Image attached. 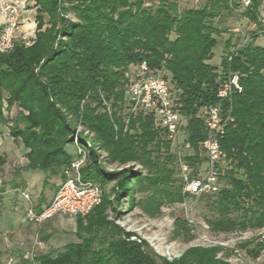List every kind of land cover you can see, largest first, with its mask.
<instances>
[{
	"label": "trees",
	"instance_id": "1",
	"mask_svg": "<svg viewBox=\"0 0 264 264\" xmlns=\"http://www.w3.org/2000/svg\"><path fill=\"white\" fill-rule=\"evenodd\" d=\"M31 1L35 42L25 46L16 39L10 50L0 52V124L27 150L26 168L54 173L69 164L75 154L65 147L80 116L111 160L137 161L152 169L156 167L152 151L164 148L166 160L173 161L177 156L169 153L170 139L155 122V115L128 110L127 69L142 61L150 69L164 72L172 86L185 123L180 131L191 145L187 150L193 151L184 160L196 166L203 160L199 142L206 136L202 108L219 102L217 87L231 70L238 74L242 89L230 101L220 102L222 112L230 109L233 117L220 139L228 168L219 175L225 185L207 194L213 196L208 199L212 216L205 220L214 232L264 227V45L255 42L257 33L252 32L247 43L234 50L238 41L228 37L219 64L209 61L218 44L214 35L221 31L214 20L231 14L239 0H206L202 6L182 9L177 0ZM260 2L250 0L240 15L257 22ZM107 102L116 108L119 103L125 105L127 130L133 133L123 131L120 116L95 113ZM13 106L18 111L10 117ZM150 143L154 149H148ZM4 162L0 155V165ZM156 171L162 172L166 186L171 181L163 195L166 204L181 202L187 195L180 180L175 185L173 169L157 167ZM82 173L101 188L106 180L117 179L115 173L99 175L97 168L88 164ZM138 178L131 170L125 175L132 187ZM118 184L123 188V182ZM102 192L100 204L85 216H76L89 218L85 227L89 237L65 245L54 256L40 255L35 264H230L225 257H218V245L192 246L177 258L157 260L144 240L131 239V233L104 219L106 198ZM105 229L111 238L103 242L102 237L95 244L98 233ZM252 242L242 243L241 248L257 257L264 243Z\"/></svg>",
	"mask_w": 264,
	"mask_h": 264
},
{
	"label": "rangeland",
	"instance_id": "2",
	"mask_svg": "<svg viewBox=\"0 0 264 264\" xmlns=\"http://www.w3.org/2000/svg\"><path fill=\"white\" fill-rule=\"evenodd\" d=\"M177 1L181 9L185 7H199L206 2V0ZM243 8L242 0H239V6L231 14L215 18L214 23L221 31L220 34L214 35L217 38L218 44L212 50L213 54L209 60L210 63L219 64L222 57L221 54L225 50V41L228 37H232L231 41L236 42L238 38L240 39L244 35L250 36L252 32L256 33L253 31L254 27L251 25L252 22L240 15ZM258 16L264 18V0H261L259 4L257 17ZM255 42L259 45H264V36L257 33ZM136 69V64H131L128 67L127 73L129 74V78H131L130 75H132ZM128 85L129 82L127 84V89ZM171 89H173L172 86ZM83 102L84 100L82 103ZM103 105L104 108L96 109L95 113L107 112L112 118L113 116H120L124 124L123 131H127L128 133L134 132L133 130H127L129 119L126 115L128 110L125 105L119 103L117 108L111 106L108 102L103 103ZM17 111V107L16 109L12 108L11 114L17 113ZM134 116L135 114L132 117ZM155 122H157L156 118ZM114 124L116 125V123ZM156 125L158 126V124ZM76 134L79 135L81 143L85 144V142L88 141L90 143L88 150L94 152L92 156H90L89 153L85 155L84 163L86 165H91L93 168H97L99 175H108L110 173H115V175H117V179L114 177V179H109L102 183V189L106 198V203L103 208V215L106 221L115 223L120 230L131 233V239L144 240L147 243L148 251L154 254L157 260H160V257H164L168 260L177 258L187 248L192 246H207L202 240L197 239L196 235L193 234L190 227L183 219V208L181 205H179L178 202L166 204L163 198L164 192L166 193L165 190L171 184V181L168 182L169 184L166 186L162 182V172H157L156 169L157 167L173 169L172 176L177 179L174 183L175 185L178 184L180 177L175 142L170 140L168 150L169 153H175L177 156L173 158V161L166 160L167 152H165L164 148L157 152L154 147L151 146L152 143H150L148 149H154L150 156L151 161L156 163V167L151 169L148 166L141 165L137 161L120 163L116 160H111L104 147L97 141L95 133L84 124L81 116L75 120V123L72 125V130L69 135L71 142L65 147L66 151L71 154H75L77 150L76 145L73 143ZM180 136L183 138L181 131ZM166 139L169 138L166 137ZM16 145L19 146L20 143H16ZM192 152V150L181 149L183 158L192 154ZM200 156L203 157V160L196 166L191 165L193 172L204 170L205 158L201 150ZM13 159L14 158H12V160L5 159V163L0 165V196H2V193L6 191V189L9 190L16 185V170L18 169L16 165H18V163L16 162L17 160L13 162ZM61 170H57L54 173L43 171L45 174L43 185L47 187V191H42V195H46L48 190L56 186L59 174L61 175ZM130 170L136 172V174L140 176V178H138L139 181L136 182L133 187L127 179H125L126 173ZM223 170L224 169L220 172L221 175L223 174ZM119 181L123 182V188L118 184ZM224 183L225 180L221 177L219 179V189L225 185ZM13 195V199H15V192H13ZM212 197L211 195H206L202 197L201 200L198 199L195 201L192 212L204 236L206 235L210 238L225 241V246L218 245L220 247L217 254L218 257H225L230 264H264V250L261 251L257 257H252L247 255L244 249L241 248L242 243L246 244L251 240L253 241L252 243L259 241L258 238L260 235L264 234V227L226 233L212 231L205 220L212 216V211L208 206V199H212ZM20 198L22 202H25L22 197ZM27 203L30 205L29 202ZM164 206H167L168 209H165ZM26 211L27 208L25 213ZM34 211L38 212L40 209H35ZM21 215V211L16 208V203H12L11 206L7 207L0 198V230L8 226L14 227ZM88 219V217L77 218L76 216L69 215H55L43 222L40 227L31 223L32 227L29 226L28 235H34V231H38L41 244L43 245L37 246V248L33 250L34 259L43 254L54 256L62 251L65 245L81 242L87 236L89 237L85 230ZM23 223H27L26 218H24ZM102 237H105V241L103 242H108L111 238L107 229L98 233V239L95 240V244H97L98 240ZM15 246V232H7L3 236H0V264H28L26 255L25 259H22L24 249H17L16 251ZM232 246L241 251L243 257L236 256ZM29 251L30 250H28V252ZM226 253H228V255H226Z\"/></svg>",
	"mask_w": 264,
	"mask_h": 264
},
{
	"label": "built area",
	"instance_id": "3",
	"mask_svg": "<svg viewBox=\"0 0 264 264\" xmlns=\"http://www.w3.org/2000/svg\"><path fill=\"white\" fill-rule=\"evenodd\" d=\"M243 6H248L250 0H242ZM27 11V15L23 12ZM0 52H7L13 47L14 41L19 40L25 46H31L36 39L35 29H23L22 25L35 21V7L30 0H0ZM253 31L264 34V18L258 16L257 22H252ZM249 36L241 37L236 43L235 49L244 46ZM233 53L228 55L231 59ZM129 85L126 94L128 110L130 113L142 111L153 113L158 124L165 129L167 137L175 142L176 154L178 155V170L182 185V191L187 195L178 204L183 208V219L190 227L197 239L202 240L207 246H225V241L210 238L201 233L200 226L193 215L192 209L195 201L200 197L213 194L219 189V175L228 162L225 152L221 149L220 139L229 122L233 120L230 109L222 112L220 102L230 101L235 92L241 91L238 74L228 70L217 87L219 102L206 105L202 108L206 136L199 142V149L205 156V167L203 171L195 172L192 175V167L184 160L180 149L191 147L188 141L180 136V126L184 118L177 110L176 97L172 94L169 81L163 76L161 70L150 69L145 61L137 65L136 71L130 75ZM76 145L75 156L69 164L61 170L62 179L51 200L38 212H35L31 205L29 192L19 190L23 199L29 202L25 218L29 223L40 226L46 220L55 215L85 216L102 200L101 186L90 178H84L82 168L85 155L89 152L88 141L81 143L79 135L73 139ZM188 201V202H187ZM168 209L167 206H164ZM38 231L33 237V245H39ZM258 240L264 243V234ZM234 248L236 256L241 257L242 252ZM34 249H31L26 258L28 264H35ZM243 257V256H242Z\"/></svg>",
	"mask_w": 264,
	"mask_h": 264
},
{
	"label": "crops",
	"instance_id": "4",
	"mask_svg": "<svg viewBox=\"0 0 264 264\" xmlns=\"http://www.w3.org/2000/svg\"><path fill=\"white\" fill-rule=\"evenodd\" d=\"M30 3L32 1L30 0ZM23 15H27V11L23 12ZM2 24V18L0 17V26ZM23 29H35L36 25L33 22H28L22 25ZM16 109V106L11 107ZM11 109L9 111V116L12 117L16 114H11ZM27 150L24 148L22 144L19 146L16 145V142L9 136L8 127L6 125L0 124V155L4 157L6 160L16 161L18 165V169L16 170V185L13 188L4 191L2 196H0L1 200L4 202V205L11 206L12 203H16V208L19 209L22 213L19 216V220L16 222L14 227L8 226L4 229L0 230V236H3L7 232H15L16 233V251L17 249H24V254L22 255V259H25V255H27L28 250L37 248V245H33V237L35 235L36 230L34 231V235L29 233V226L32 227L31 223L27 220L26 224L23 223L25 216L23 217L26 208H28V203L22 202L20 198L21 195L18 193L19 190L25 189L30 194V200L33 210H41L53 197L57 186L59 185L62 176L59 174L58 182L55 187H52L51 190H48L46 195H42V191L46 192L47 187L43 185L45 174L40 169H28L26 168L27 158H26ZM5 163V162H4ZM16 190V191H15ZM13 192H15V199ZM21 201V202H20ZM23 220V221H22ZM43 224V223H42ZM41 224V225H42ZM40 227V226H39ZM38 240L40 244L38 246H43L41 244L40 236L38 235ZM15 244V243H14ZM13 246V245H12ZM59 251V250H58ZM21 258V257H20Z\"/></svg>",
	"mask_w": 264,
	"mask_h": 264
}]
</instances>
